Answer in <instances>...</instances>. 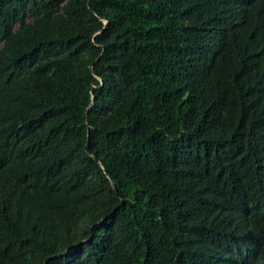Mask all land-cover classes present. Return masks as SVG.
Instances as JSON below:
<instances>
[{
  "label": "trees",
  "instance_id": "obj_1",
  "mask_svg": "<svg viewBox=\"0 0 264 264\" xmlns=\"http://www.w3.org/2000/svg\"><path fill=\"white\" fill-rule=\"evenodd\" d=\"M0 264H264V0H0Z\"/></svg>",
  "mask_w": 264,
  "mask_h": 264
}]
</instances>
